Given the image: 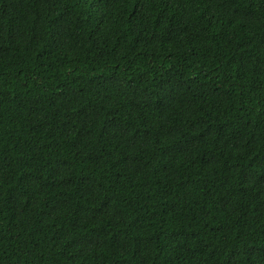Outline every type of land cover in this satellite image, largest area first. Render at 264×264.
I'll return each instance as SVG.
<instances>
[{
  "label": "trees",
  "instance_id": "obj_1",
  "mask_svg": "<svg viewBox=\"0 0 264 264\" xmlns=\"http://www.w3.org/2000/svg\"><path fill=\"white\" fill-rule=\"evenodd\" d=\"M0 264H264V0H0Z\"/></svg>",
  "mask_w": 264,
  "mask_h": 264
}]
</instances>
